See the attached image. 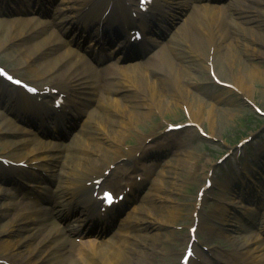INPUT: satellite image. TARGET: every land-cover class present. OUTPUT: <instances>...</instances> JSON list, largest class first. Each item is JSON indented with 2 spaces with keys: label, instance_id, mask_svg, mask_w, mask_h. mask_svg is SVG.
Instances as JSON below:
<instances>
[{
  "label": "bare ground",
  "instance_id": "obj_1",
  "mask_svg": "<svg viewBox=\"0 0 264 264\" xmlns=\"http://www.w3.org/2000/svg\"><path fill=\"white\" fill-rule=\"evenodd\" d=\"M161 1L163 0H153L151 10L160 11L161 9ZM258 2V0H255ZM264 2V1H259ZM81 5L84 6V9L82 13L79 16V19H83L85 14L88 13H94L93 16L101 17L104 15V12L109 10L108 15L105 17V20H108L111 16V3L108 2L105 3L103 0H90V1H83L81 2ZM61 11V9H60ZM63 11H71L70 8H63ZM238 10H234L236 12ZM157 12V13H158ZM199 14L202 16V18H205V21L207 23V27L203 30H200L199 32L204 36L208 37L207 39H215L214 36H218L219 38L224 39L223 37L225 35L223 34V21L226 19L223 14H221L219 9L215 8H205L203 7L202 10L198 11ZM207 13V15H205ZM255 12L252 10H248L247 12L243 13L240 16H232L229 17L230 25L232 24L234 26H239L241 22H247V23H255V26L257 25V21L254 17ZM68 16V15H67ZM206 16V17H205ZM69 17V16H68ZM70 17L75 18L76 15L72 14ZM236 17H238L239 22L236 20ZM233 18V20H232ZM190 19V18H189ZM188 19V20H189ZM187 20V21H188ZM228 20V18H227ZM125 23H131L128 16H126V19L123 20ZM189 22H191L189 20ZM186 23V22H185ZM2 24L4 27H7V37L6 39L1 42V46H5L6 43L13 40L17 37V40H24L28 37L37 36V39L33 45L32 54L28 56H23L20 58V63H26L29 68V70L32 72V77L34 78H40L47 74H53V77L50 78V83L52 84V88L57 90V93H62L66 97V99H69L70 96H75V91L78 94H83L84 87L79 86L80 83H86V75H84L85 67L90 69L93 72V68H91L83 59L82 57H78L76 53L70 49H64L61 46V41L57 38V35L55 32L48 33V28L51 25L50 22L45 23H39L37 20H21L19 18H16L14 20H10L8 22H4V20L0 21V29L2 27ZM123 24V22H121ZM222 25V27H221ZM186 26V25H185ZM185 26H181L180 29L176 31L175 35H172L168 37L169 42L172 43L175 40H177L180 32L185 31ZM214 27V32H213ZM232 29V28H231ZM131 30L138 31L137 28H131ZM236 30V28L232 29ZM131 32V31H130ZM129 32V36L133 35ZM203 38L201 37V40L199 42L194 41L193 42V48H195L194 52H196L199 44H202ZM167 44V43H166ZM220 43L215 44V47H219ZM197 45V46H196ZM211 45L206 46V49ZM175 46H172L170 44L161 46L158 50L154 51L152 53V59H164L165 57L170 60L171 56H166V53L176 54L174 50ZM214 47V48H215ZM64 49L59 53L57 56L54 57L53 60H45V62L40 63L46 55L51 54L57 49ZM199 49V48H198ZM228 49V45H227ZM202 50H205V46L203 45ZM199 53V50H197ZM208 52H210L208 50ZM76 55V56H75ZM165 55V56H164ZM187 54H182V56H185ZM201 58H203V55H201ZM234 58L239 59V57L234 54L233 52L227 53V61H235ZM48 59V58H46ZM179 59H181L179 57ZM208 60V55L206 56V59ZM217 60V59H216ZM181 63V62H180ZM228 63V62H227ZM213 66H217V63L212 60ZM229 65V63H228ZM230 66V65H229ZM145 67V63H137L134 66H132L127 73L124 75L120 80L116 78V82L114 81V78H109L112 80V83L109 84L107 88V93H121L122 98L121 99H110L109 97L103 98V101L105 104L97 106L95 109L99 106L102 107V109L108 114V115H120V122L122 124H119V130L117 135L123 134V130L126 129L129 131L131 129V126L129 124V119H136L137 116L145 118L148 114H152L154 112H162L166 109L169 110L173 105L174 106H180L179 103H184V105L189 108V115L190 120L195 121L199 123L197 120L198 118H201V108L199 107L197 109V106H199L197 103L199 102L200 105H202L203 101L201 99H197L196 103L189 99L188 95L192 94L190 91L185 89V77L183 74L186 71V67L182 64H171L169 65L165 71H163V74L166 75V77L159 79V85L161 84V88H159L157 82L150 80V78L147 76V71H143L142 74L138 75L140 86L135 85L133 81L136 73L141 71ZM189 69V67H187ZM238 71H240L239 75H233L232 80H225L227 83H231L234 85L238 91L243 94L246 98L251 97V89H254V83L260 84L264 87V71L261 70L259 65H240L237 67ZM153 72H157L158 70L153 67L151 69ZM108 77V76H107ZM133 77V78H132ZM110 80V81H111ZM91 83V82H90ZM186 90V91H185ZM175 91V92H174ZM1 94V92H0ZM123 101H129L132 102L131 106H123L124 104H121ZM188 101V102H187ZM26 102V101H25ZM119 106L117 107V105ZM42 108L46 109H53V104L46 103L42 106ZM141 109L142 111H140ZM139 110V111H138ZM138 111V112H137ZM31 112V111H29ZM84 112V111H83ZM96 112L94 110L90 113L89 117ZM85 113V112H84ZM206 117L210 115V110H207ZM129 118V119H128ZM100 119L97 121L100 125H97L96 122H94L92 125L87 124L78 132V135L75 137L70 138L69 143L66 145V147H63L64 145L59 144H47L43 140H36L33 143V146L30 151L25 152V148L28 145V139L23 138L19 141H9L3 143L2 148L3 150H7V148L12 149V155L9 157L10 159L14 161H22L23 159H26V161H36L40 158V155L42 153H45V156L48 157L44 164L46 166H39V163L34 164L36 167H41V171L45 170L47 174L48 171L51 172L50 176L56 178V182L58 184V189H60V192L55 196V201L52 204V207H49V212H41L39 219H42V217H45L46 215H51L55 220L56 217L59 218L61 212L64 210L65 206H71L74 203L75 198L80 197L83 195V193L79 192V190L84 189V181L90 180L95 176L103 175V173L100 170H97V166L94 165L92 162L86 166L84 165V157L83 154L87 152L89 147L91 146L90 141H95L99 143V147L103 148L104 150H107V148L101 146L102 142L104 144H108L109 146L112 145L113 140H109L106 137H103L97 133L99 130V127H104L106 120ZM0 138L5 139L6 137H10L12 135H26L27 132L20 129L17 125H15L12 121V119L7 118L0 112ZM125 123V124H124ZM95 127V129L93 128ZM90 130L92 131L91 134ZM212 128L209 126L208 132L210 135H214L212 133ZM82 136H79L81 135ZM89 134L88 138H84L83 135ZM116 142V147L118 148V137L115 136L114 139ZM65 150V157L61 156V153ZM4 153H7V151H3ZM55 152V155H54ZM116 153V152H114ZM7 159V160H10ZM58 159V160H57ZM176 164L172 166L175 169H178L180 167L179 162L182 163L184 166L187 165L189 168L193 165V158L191 155H188L186 157H182L176 159ZM59 165L58 169H55ZM192 169V168H191ZM176 185V184H175ZM155 190L157 192L156 196H152L150 194L148 197L151 199V203L153 204V209L156 210H165L166 215L167 211L169 210V207H172L171 200L167 201V199L160 196L159 193H162L164 191V186L161 184H155ZM176 189H179L178 187ZM85 193V192H84ZM12 193H8L7 191H0V196L9 198ZM67 197V200L64 204H60V201H58V198ZM129 196V194L127 195ZM126 196V197H127ZM258 196V194L252 195V198L249 199H255V197ZM247 199V197H245ZM10 199V198H9ZM15 206H19L20 201L16 200ZM14 201L11 200L10 202H6L5 205H0V220H2L4 217H9V210L13 208ZM60 207H58V206ZM58 207V208H57ZM31 210L34 208L33 206L30 207ZM44 208V207H43ZM69 209V207H68ZM39 210H42L40 208ZM143 209H137L136 213L131 214L122 224V227L129 228L134 231H138L139 225H144V229L153 231L152 234H143L142 238L144 240L152 239L155 236H158L159 233L156 232L159 230L162 220L161 217L158 215H155L154 213H147L144 214L145 218L139 219L137 216L142 213ZM174 211V210H169ZM55 215V216H53ZM146 215L149 219L146 218ZM134 216V218H132ZM175 217V211L170 212L167 217L165 216L163 222L167 225H171L172 223H169V220H173ZM17 215L15 217H12L10 221L7 223V225L10 227L5 231V228L3 231H0L1 233L7 232L9 235H12L17 231V226L19 225V220L17 219ZM34 220L33 217H29L25 219L24 224L31 223ZM262 222H260L261 224ZM243 224V223H240ZM255 225H257V222H255ZM264 226V224H262ZM242 226V225H241ZM240 226V227H241ZM72 228H75L73 225ZM149 228V229H148ZM262 228V227H261ZM23 229H28L27 225L23 226ZM41 227L38 228L36 231V235H42L44 242L43 247H48L49 250L47 251L45 258L51 259L52 257H59L61 258L60 262L61 264H134L137 259L139 258H146L147 256H150L151 253L154 252V249L152 248V245L149 244H142L135 240L131 242V239L128 237L120 236L118 232H115L117 236H113L114 238L117 237V242L115 241L113 245H111L109 242L104 243H96L94 241L86 242V245H83V248H80L75 242L68 240V239H60L62 236V232L58 229H55L54 226L51 228ZM49 236L51 239H49ZM240 241L235 244V247L241 248L239 252H237V255L239 258H244L245 261H239V262H246L248 264H264V251L259 249L258 246H255L258 243V239L255 236L247 237L246 234L240 232L239 233ZM29 239L28 236L24 238V241ZM112 241V240H111ZM17 244H21V241L18 240L17 242L12 244V241H8L7 239L4 241V243H1L0 245L4 247V250L6 252L5 258L11 259L14 258L15 253L11 252L14 250V247ZM41 245V243H40ZM118 246L119 250L116 249ZM133 246V248H132ZM69 249H66L68 248ZM98 247V248H97ZM258 248V249H257ZM103 250H108L109 254H102ZM263 251V252H261ZM28 257V254L20 256V258L17 260V263L20 264H30L32 262V256L29 257V259H26ZM128 261V263H127ZM142 259L137 261V264H141ZM58 264V263H56Z\"/></svg>",
  "mask_w": 264,
  "mask_h": 264
},
{
  "label": "rangeland",
  "instance_id": "obj_2",
  "mask_svg": "<svg viewBox=\"0 0 264 264\" xmlns=\"http://www.w3.org/2000/svg\"><path fill=\"white\" fill-rule=\"evenodd\" d=\"M259 1L264 0H258V2L255 0H239V2L234 5V7L242 8L245 11H254V17L258 20L256 23L257 25L255 26V23H245L242 21V25L240 24V27H236V30H233L234 32L232 34L227 33V28L223 27L224 32L222 35H225L223 37L224 39L215 36L217 43L220 42L221 46L215 49L211 48V52H208L206 49L208 41L204 40L202 41V44L198 43L199 49L197 48V50H199V53L197 50L194 52L195 48L190 50V48L186 47L188 45L193 46V42L196 40L199 42V40H201V35L197 33V30L206 28V24L201 21V18L198 15L193 19V25L189 27L190 31H187L188 35L184 36L181 33L179 35L180 38H177L179 45L174 44L175 46H178L176 51L180 53L174 55L171 54V59L169 60L170 63L180 64L181 59H179V57H182V51L184 49L190 50L192 53V56L188 53H184L187 54L185 56H190L188 59L192 60H189V62H185L184 64L182 63L190 68L189 70L186 67L187 72L184 73V77H188L187 79L190 81L188 89L192 94L188 95L189 99L196 103V98L199 96H206V94H212L215 96L213 101L209 100L213 103L211 105L205 102H202V105H200L199 102L197 103L199 105L197 106V109L199 107L201 108V118H198L197 120L203 124L202 126L204 130L209 131L210 126L213 129V136L218 138V140L214 138L207 139L200 137L192 126L186 127L181 132H169L171 134L167 135L168 133H165L162 134V136L157 137V139L160 140H164V138L166 140H171V150L166 154L168 156L166 160L170 167L176 164V159H178V157L182 158L188 155L192 156L194 163L191 166L192 169L187 165L184 166L180 162V167L178 169L169 167L163 179L162 186H164V191L162 196L165 199L168 198L167 201L171 200L170 204L172 207H169L168 209L175 211V217L173 218L174 221L169 220V223L174 224L167 225L165 223L164 228H161L158 232L161 233L164 238H169L167 247L169 248L168 251L173 252L170 253L173 254V256L157 253V258H163L162 262L157 260V263H177L178 255L176 256V254L183 249L184 242H186L185 238L187 237V228L192 222V212L195 210V195L200 185H203L204 179L206 178V175H208V170L212 169L215 185L216 187H219L221 183L232 176L233 170L240 172L238 162L241 167L242 164H244V166L250 164L251 162L247 161L246 157L251 160V157H253L251 155L252 151L264 144V128L259 133H256L257 130H260L261 127L264 126V117L261 118L257 116L253 110L249 108L247 101H244L242 97L243 94H241L240 91H236L235 88L229 90L224 88L219 89L211 83L212 81L208 74L207 63L205 60L199 59V56L201 57V55H203V59H206V56L210 54L212 60L217 63V66L214 67L216 73L219 78L223 80L233 81L232 76L240 74V71L237 69L240 65L251 66L255 64L259 65L261 70L264 71V2ZM190 13L194 16L197 12L193 11ZM14 18H16V15H0V19ZM184 20L185 18L182 16L180 20L175 22L173 32L182 25ZM7 34V27H4L2 24L0 29V50H3L1 42L6 39ZM22 44H26V40ZM203 45L205 46V50H202ZM17 49L18 47L16 46H10L8 49L5 47L4 51H0V63L8 66L16 65L17 61L13 52H16ZM230 51L236 54L239 59L234 58L235 61H227V53ZM158 62L161 67H163L162 61ZM22 74L27 78H31L33 75L27 69L23 70ZM44 81L45 79L43 78L41 82ZM185 85L188 84L186 83ZM253 85L254 89L250 88L252 93L249 99L253 100L252 102L254 104L264 110V87L257 83H254ZM217 90L221 91L219 92ZM126 104L131 106L132 102ZM183 105L184 104H182V106ZM184 107H186L185 111L181 106L176 107L173 105L169 110L166 109L161 113L154 112L148 114L145 118L141 117L138 121L139 127L133 125L132 132L127 134V138L133 139L136 138V136L143 135L148 131L146 126L149 124H152L150 127H154L157 132H160L162 130L161 123H159L160 118H165L166 123L171 124H183L189 121V108H187L186 105H184ZM139 110L142 111L141 109ZM207 110H210L211 112L208 118L206 117V114H208ZM115 121H118V119L113 117L108 123L109 125H112V122ZM113 130H116V127H114ZM104 132L107 133L106 131ZM250 135H252V139L241 147L243 150L241 157H236V143L242 138ZM16 138L17 137H14L13 140ZM6 139L11 140V136ZM6 139H0V153L3 150L1 145H3V142H6ZM11 150L12 149L10 148L7 149L8 156L12 154ZM230 150L232 151L230 156L227 157L223 163L216 164V160L220 158L221 154ZM174 152L175 155H173ZM210 163H212V165ZM162 169H165L164 166ZM152 180L153 179L149 181L148 186L152 185ZM177 187L179 189H176ZM214 202L215 201L210 200L205 202L204 212L203 215H201L200 229L202 230V234L208 244L215 243V245H217L220 243V237H218L215 232L220 231V228L215 221H212L211 217L214 215L216 207ZM169 210L167 211V215L170 212H174ZM154 212L156 215L164 214L159 210L157 212L154 210ZM167 215L165 216L167 217ZM6 221H8V219ZM6 221L0 222V229L5 227ZM177 227L182 228L178 229ZM203 236L199 233L200 239L204 240ZM203 242L207 244L205 241ZM230 261L231 260H229V262ZM205 264L209 263L205 262Z\"/></svg>",
  "mask_w": 264,
  "mask_h": 264
},
{
  "label": "snow or ice",
  "instance_id": "obj_3",
  "mask_svg": "<svg viewBox=\"0 0 264 264\" xmlns=\"http://www.w3.org/2000/svg\"><path fill=\"white\" fill-rule=\"evenodd\" d=\"M105 199H107V200H111V196H110V194H106V195H105Z\"/></svg>",
  "mask_w": 264,
  "mask_h": 264
}]
</instances>
